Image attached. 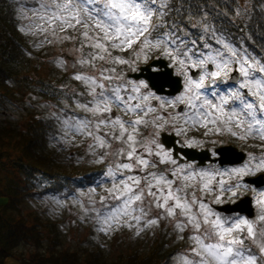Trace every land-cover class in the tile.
Segmentation results:
<instances>
[{
	"label": "snow or ice",
	"instance_id": "6c2138e0",
	"mask_svg": "<svg viewBox=\"0 0 264 264\" xmlns=\"http://www.w3.org/2000/svg\"><path fill=\"white\" fill-rule=\"evenodd\" d=\"M174 8L172 0H41L39 10L34 13L37 20L34 28L49 42L75 41L79 45L76 51L81 53L77 63L90 70L88 74H76L74 79L86 86V94L91 97L78 103L91 118H78L75 114L65 117V135L91 137L93 143L89 147L93 154L96 149L102 150L101 159L109 155L107 149L112 148L113 142L122 145L113 149V154L123 156L127 162L117 163L115 170H108L112 187L107 189L108 196L101 198L100 208L93 209L107 226L100 231L141 223L144 227H154L161 219H169L179 233L191 231V258L184 256L180 264H264V200L257 201L261 213L256 220L222 217L203 198L213 192V173L181 164L180 148H176L173 158V153L154 139L147 143L137 141L140 126L149 124L161 129L164 124H170L177 135L201 128L204 135L228 133L240 139L258 136L264 140V76H261L264 64L246 49L226 43L214 31L211 39L220 47L208 42L198 46L177 23L168 22ZM208 31L204 29L206 34ZM130 50L134 52L133 60L113 55ZM156 51L185 72L189 68L200 70L185 75L184 94L174 100L161 99L148 84L126 80L122 70H117L120 65L147 62ZM232 63L238 64V74L243 79L236 86L233 78V84L223 88ZM60 64L63 66V61ZM209 65L216 70L210 71ZM154 67L157 65L140 71ZM152 100L159 101V108L165 111L166 106L177 105H184L185 110L165 118L158 114ZM114 109L122 115H116ZM149 114L151 120L146 119ZM196 144L197 141L189 140L186 146ZM255 168L264 170V157ZM231 171L243 176L249 169L246 166ZM217 183L221 192L212 200L216 204L221 202L223 192L236 196L241 187L237 183L225 188L228 182L223 179ZM153 210H156L155 218L151 215ZM250 245L259 251H253Z\"/></svg>",
	"mask_w": 264,
	"mask_h": 264
},
{
	"label": "rangeland",
	"instance_id": "374dc122",
	"mask_svg": "<svg viewBox=\"0 0 264 264\" xmlns=\"http://www.w3.org/2000/svg\"><path fill=\"white\" fill-rule=\"evenodd\" d=\"M16 2L20 7L19 10L23 18V29L33 42L41 48L40 56L43 59L37 69L38 72L32 78L33 85L30 89H21L13 92L10 96H0V128H9L16 134H23L33 118L49 120L54 125V132L50 138L48 155L53 157L66 172L80 171V175H72L78 182L82 180L83 174L88 176L93 174V177L88 185H69L64 188L50 189L47 187L50 184L47 183L44 184L47 187L45 188L37 183L35 185L32 183L35 180L31 181L28 172L24 169L25 163L19 157L17 151L8 150L0 155V207L7 203L6 195L13 198L16 196L19 203L12 212L13 215L22 217L38 233V242L21 241L17 245L11 253L13 260L20 264H35L33 262L34 258H47L51 254L60 251L77 253L81 261L87 259L93 253H98L101 255L102 261L108 264L125 262V259L130 256H135L137 260L143 261L144 264H180L184 256L187 255L191 258L190 249L193 247L190 240L191 231L186 229L184 233H179L169 219H161L159 224L154 227H144L141 223L139 226H119L108 232L100 231L101 228L107 226L103 224L102 218H98L93 209L100 208L101 198L108 196L107 189L112 187V179L107 176L108 170H115L117 163L127 162L123 156L117 157L113 154V149H119L122 145L119 142H113L112 148L107 149L109 155L101 159L100 153L102 150L96 149L95 154H93V150L89 147L93 143L91 137L79 134L75 136L65 135L66 130L63 124L65 117L71 118L75 114L78 118H91L89 113L83 112L78 107V103L91 99V97L86 94V86L81 81L74 79L76 74H88L90 70L86 66L77 63L81 53L76 51L79 45L75 41L52 39V42H49V39H46L43 33H39L34 28L37 23L34 13L39 10L38 6L41 0H16ZM237 2L239 5L237 17L241 18L249 9L250 0H237ZM261 7L264 18V0ZM34 31H36V34H33ZM84 51L86 52L88 49ZM113 55H120L128 60L134 59V52L131 50L126 53L113 52ZM161 58L166 61V58ZM60 61H63V66H61ZM148 63L140 60L132 65L117 66V70H122L126 80L133 83L143 82L147 84L143 79L135 81L126 78V75L136 73L140 66ZM235 64H230V71L224 77L223 88H228L230 85L228 79ZM167 65L172 68L173 74L181 79L182 89L172 98L161 96V99L174 100L177 96L184 94L185 75H189V70L198 72L200 70L189 68L185 72L174 61L170 64L167 63ZM209 68H211L210 71L216 70L213 65H209ZM235 69L238 73V64H236ZM261 76H264V74H261ZM242 79L243 77L238 74L236 86ZM41 80L44 82L50 81L51 86L48 84L44 86L45 83L39 82ZM53 88V94L49 93ZM45 90L47 93L44 92ZM141 91L147 92L148 89H142ZM151 104L157 107L158 114L169 119L172 115L178 113L177 107H182L185 110L184 105H177L175 108L166 106L167 110L165 111L159 108V101L157 100H152ZM114 113L122 115L119 110L114 109ZM152 118V114H149L146 119L151 120ZM158 123L163 124V121ZM163 132L175 134L184 142L185 146L189 140L197 141L195 146L189 147L195 150L208 149L212 152L219 146L229 144L243 151L246 160L238 166L219 167L217 165H207L205 167H195L194 163H186L185 165L191 164L194 170L209 171L215 175V180L212 183L213 192L207 193L203 197L210 207L224 204L231 205L242 197H249L254 209V216L249 220L258 218L261 208L257 201L264 200V187L255 189L242 179L259 174L264 176V170L255 168L257 161L264 157V152L253 154L251 150L249 151L244 147H248L249 144L264 147V140H261L258 136L240 139L238 136H232L228 133L204 135V129L201 128H192L187 131L186 135H177L176 129L170 124H164L162 129L149 124L147 127L140 126L137 141L147 143L154 139L160 144L158 139ZM246 166L249 169L246 175L236 176L231 171ZM159 167L163 168L167 165H160ZM222 173H227V175H220ZM129 174L125 173V175ZM221 179L228 182L225 184V188L237 183L241 187L236 196H232L230 192H223L221 202L218 204L212 203L214 196L221 192L217 183ZM151 215L155 218L156 210H153ZM219 215L228 218L240 216L236 214L226 216L222 213ZM240 217L246 218L244 215ZM141 228L142 231H140ZM137 231H139V235H137ZM250 246L253 251H259L255 245Z\"/></svg>",
	"mask_w": 264,
	"mask_h": 264
},
{
	"label": "trees",
	"instance_id": "16d2710c",
	"mask_svg": "<svg viewBox=\"0 0 264 264\" xmlns=\"http://www.w3.org/2000/svg\"><path fill=\"white\" fill-rule=\"evenodd\" d=\"M262 1L250 0L249 9L239 18L237 0H172L175 8L167 19L170 24L177 23L183 32L189 34L190 39L197 41L198 46L208 42L213 47H218L215 40L211 39L214 31L217 37H222L238 49H246L252 57L264 64ZM19 8L16 0H0V96H10L21 89H30L33 85L32 78L38 72L37 69L43 59L40 56L41 48L23 29V18ZM205 28L209 29L207 34L204 32ZM203 50L207 51V49ZM159 57L166 58L168 64L173 62L168 57L161 56L159 51L151 53L147 62ZM39 82L45 83L44 86L47 84L51 86L50 81ZM53 91L54 88L49 93L53 94ZM28 125L23 134H16L9 128H0V155L8 150L17 151L25 163L24 169L28 172L31 181L35 180L32 182L34 185L37 183L44 186L48 183L50 184L48 188L58 189L69 185H88L92 181L93 174L89 176L83 174L82 180L78 182L72 175L78 176L80 171L66 172L53 157L48 155L50 138L54 132V125L49 120L33 118ZM244 148L251 150L253 154L264 152V147L255 144H249ZM6 198L7 203L0 207V264H20L13 260L12 251L21 241L38 242V233L22 217L13 215L12 212L19 203L16 196L13 198L6 195ZM33 262L35 264H108L102 261L98 253H93L81 261L77 253L66 251L56 252L47 258L37 257ZM115 264L144 263L135 256H130L125 262Z\"/></svg>",
	"mask_w": 264,
	"mask_h": 264
},
{
	"label": "water",
	"instance_id": "95a60500",
	"mask_svg": "<svg viewBox=\"0 0 264 264\" xmlns=\"http://www.w3.org/2000/svg\"><path fill=\"white\" fill-rule=\"evenodd\" d=\"M157 65V67L152 68L149 71L141 72V69H147L150 65ZM236 65L233 67V72L229 77V83L233 84V78L235 82L238 78V73L236 72ZM211 68H209L210 70ZM198 71L189 70V75L196 73ZM126 78H131L135 81L143 79L148 84V88L151 89L155 95L161 97H172L177 95L181 89V79L173 74L172 68H169L166 61L162 58L151 60L148 64L140 66L138 72L128 73ZM219 82V81H218ZM183 110L182 107H177V112L180 113ZM175 136L163 133L160 135L159 141L166 150L173 151V158L176 156V148L181 150V164L194 163L195 167H205L207 165L216 164L219 167H229L238 166L243 163L246 159V155L243 151L238 150L232 145L219 146L217 147L213 154L215 157H211L210 151L207 150H195L189 147H180L176 145ZM180 143V141H179ZM183 153H187L186 156ZM249 186H253L255 189H260L264 187V176L259 174L251 178L242 179ZM217 213H222L226 216H231L232 214L244 215L247 219H252L254 216V209L252 206V201L249 197H242L236 203L231 205L224 204L220 206H212Z\"/></svg>",
	"mask_w": 264,
	"mask_h": 264
},
{
	"label": "flooded vegetation",
	"instance_id": "af4514ba",
	"mask_svg": "<svg viewBox=\"0 0 264 264\" xmlns=\"http://www.w3.org/2000/svg\"><path fill=\"white\" fill-rule=\"evenodd\" d=\"M235 65H236V64H235ZM235 65H234V66H235ZM234 66H233V67H234ZM163 133H166V134H170V135L175 136V138H176L175 140H176V145H177V146H180V147H186L184 143H183V144L179 143V141L181 142L182 140L179 139L175 134H173V133H167V132H163ZM163 133H161V134H163ZM161 134H160V135H161ZM159 138H160V136H159ZM158 141H159V139H158ZM159 143H160V141H159ZM228 145H229V144H228ZM228 145H224V146H228ZM214 150H215V149H214ZM214 150H213L212 152L210 151V153H212V154H211V157H213V158L215 157V155H213ZM168 151H171V152L173 153L172 149H171V150H168Z\"/></svg>",
	"mask_w": 264,
	"mask_h": 264
}]
</instances>
